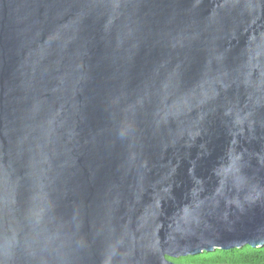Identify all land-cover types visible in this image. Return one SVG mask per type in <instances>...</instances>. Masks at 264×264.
Segmentation results:
<instances>
[{
	"label": "water",
	"instance_id": "obj_1",
	"mask_svg": "<svg viewBox=\"0 0 264 264\" xmlns=\"http://www.w3.org/2000/svg\"><path fill=\"white\" fill-rule=\"evenodd\" d=\"M264 245V0H0V264H185Z\"/></svg>",
	"mask_w": 264,
	"mask_h": 264
},
{
	"label": "trees",
	"instance_id": "obj_2",
	"mask_svg": "<svg viewBox=\"0 0 264 264\" xmlns=\"http://www.w3.org/2000/svg\"><path fill=\"white\" fill-rule=\"evenodd\" d=\"M169 258L185 264H264V245L254 247L245 244L229 249L217 247L212 251Z\"/></svg>",
	"mask_w": 264,
	"mask_h": 264
}]
</instances>
